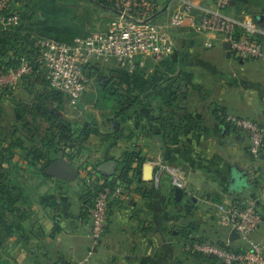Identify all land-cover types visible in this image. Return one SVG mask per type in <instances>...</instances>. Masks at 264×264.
<instances>
[{"label":"crops","instance_id":"crops-1","mask_svg":"<svg viewBox=\"0 0 264 264\" xmlns=\"http://www.w3.org/2000/svg\"><path fill=\"white\" fill-rule=\"evenodd\" d=\"M153 1L161 20L181 2ZM197 1L205 7L216 5V0ZM227 11L264 24V0H232ZM187 30L195 31L197 39L179 41L177 34ZM175 33L177 49L170 58L178 71L187 73L188 65L192 70L184 88L179 84L178 98L172 104L157 99L149 118L128 115L124 124L109 117L105 132L94 120L91 127L98 132L68 144L64 152H50L49 160L34 165L23 149L34 145L31 138L17 136L24 146L12 150L10 138L0 135V170L5 174L10 170L16 191L13 208H5V227L0 223V264H71L84 258L92 242L86 183L116 175L126 151L144 160L161 158L182 166L187 178L184 196L176 198L177 188L168 179L155 189L142 165L134 163L129 184L115 185H124L126 195L112 198L104 241L88 264H222L189 253L182 238L230 240L231 230L220 223L217 205L248 198L256 200L263 217L251 237L264 242V200L258 199L264 183V149L260 158L254 157L248 137L226 120L237 115L264 127V60L229 53L220 34L193 28ZM156 63L148 62L147 74ZM108 65L116 70L117 60ZM22 86L15 89L16 99H31L32 93L21 91ZM90 124L84 121L73 128L79 134Z\"/></svg>","mask_w":264,"mask_h":264},{"label":"built area","instance_id":"built-area-1","mask_svg":"<svg viewBox=\"0 0 264 264\" xmlns=\"http://www.w3.org/2000/svg\"><path fill=\"white\" fill-rule=\"evenodd\" d=\"M117 19L109 28L72 42L42 37L38 40L41 60L46 66V76L53 89L65 94L74 104L87 90L89 64L117 60L120 68L130 71L147 66L151 60L171 56L177 49L175 30L193 28L202 33L212 32L229 42L230 50L242 59L264 60V24L253 16H232L227 8L232 0H216L215 7H205L197 0H181L171 9L167 19L158 18L159 8L153 0H109ZM15 0H0V23L4 28L16 25L20 14L12 11ZM10 12L5 13L7 10ZM33 71V64L22 57L16 67L0 70V91L16 89L24 77ZM229 125L242 131L250 141L251 153L260 158L264 149V127L255 120L228 115ZM144 177L161 189L168 179L175 188L185 190V169L161 158L147 159L142 163ZM88 179V178H87ZM94 180L88 179L91 183ZM92 205L87 209L91 246L84 258L71 264H88L96 249L103 243L109 221L112 198L126 195V187L105 185L98 181ZM258 199L264 200V183L258 189ZM220 223L229 230H236L240 237L234 241L219 243L208 239L183 237L185 250L191 254L215 257L222 264H264V242L253 239L252 234L260 228L263 217L252 198L221 203ZM238 243V244H236Z\"/></svg>","mask_w":264,"mask_h":264},{"label":"trees","instance_id":"trees-1","mask_svg":"<svg viewBox=\"0 0 264 264\" xmlns=\"http://www.w3.org/2000/svg\"><path fill=\"white\" fill-rule=\"evenodd\" d=\"M40 1L42 0H15L12 11H17L20 14L19 23L9 28H4L0 23V70H7L8 68L18 66L21 58L25 57L33 64V71L24 77L21 84L23 86L28 84L30 92L38 87V82L44 86L41 92L37 95L35 94L29 100H17L15 97L17 101L12 108L13 117L9 118V123H2L4 122L3 115L5 108L0 105V135L10 138L12 150L24 146L17 136L23 134L31 138L34 145L23 149L28 157L31 156L30 164L33 165L44 159L49 160L51 158L50 152L53 151L57 154L64 152L69 147L68 144L74 143L80 137L88 136L92 132H98L96 128L91 127L92 124H95V121L85 127L79 134L74 131V123L61 114V109L65 107L68 97L62 92L53 89L47 79L46 70L44 73L41 71V64L43 63L38 40L49 36L45 34L38 35L31 30L27 22L29 16L36 11L35 9L39 6ZM96 1L98 5H101L105 9H111L112 7V3L109 0ZM43 2L47 5V8L45 18L39 25L40 31L51 32L55 28L71 31L72 27L69 25L67 19V15H69L68 9L65 7L57 8L55 6L56 0H44ZM10 10H7L5 13L10 12ZM61 15L62 19L58 20V16ZM74 38V34L70 35L65 42H72ZM171 56L156 61L157 63L154 65L155 69L150 74L146 72L147 66L138 67L133 71L117 66L115 70V82L113 84L115 88H111L115 90L112 94L120 96L118 95L120 87H127L126 92L130 94V96H126L127 102L124 101V96L117 99L119 106L122 107V112L130 109L138 120H142L144 117L149 118L151 116L153 111L152 105L157 102V99L172 104L178 98L177 88L179 87V81L184 76L188 79L189 77L183 71H178L176 61L171 59ZM92 65H87V73ZM14 92L15 89L5 88L0 91V97L3 98L8 94L14 95ZM118 113L119 115L121 114L118 111L116 116ZM144 161V158L139 156V154L130 151L124 152L118 162L121 166L119 172L116 175L113 174L110 177H106L104 184L112 187H116L115 185L118 181L129 184L128 173L133 169L134 163H137L141 167ZM9 171L5 174L3 170H0V223L4 227L5 208L13 206L16 196L14 183L9 179V173H11ZM98 187V181L92 184L86 183V194L89 196L86 212L93 203ZM7 229L9 228L7 227ZM195 255L205 256L218 261L213 256Z\"/></svg>","mask_w":264,"mask_h":264},{"label":"rangeland","instance_id":"rangeland-1","mask_svg":"<svg viewBox=\"0 0 264 264\" xmlns=\"http://www.w3.org/2000/svg\"><path fill=\"white\" fill-rule=\"evenodd\" d=\"M43 1L44 0L40 1L39 6H37V8L35 9L36 11L34 12V14L32 13V15L29 16L27 22L31 30L38 35L45 34L51 37V39L55 40L59 39L67 41V37L73 34L75 35L74 39L88 37L95 32L106 30L118 17V15L111 9H105L101 5H98L96 0H56L55 6H57V8L65 7L69 11L67 19L69 25L72 27L71 31H65L61 28H55L56 31L53 30L51 32L40 31L39 25L40 22L45 18V12L47 8V5L44 4ZM27 8L29 9V7ZM58 18V20L62 19V15L58 16ZM177 35L179 41L185 40L186 42L191 39L195 40L198 37L195 31L193 32L192 30L181 31ZM188 55L190 54L187 53V56ZM113 60L116 61L115 59H111L109 62L102 61L99 63H93L88 72L90 81L87 86V90L83 94L82 98L74 104L67 101L65 107L61 109V114L64 113V115H66L67 118L76 125L75 127L83 126L84 121H89L90 123H92L94 122V120H99L101 124L99 129L105 132L107 130V127L105 126L104 121L107 120V118L110 117L120 119L124 124H126L128 115H135L128 111L122 112V107H120L119 103L117 102V99H119V97L121 98V96H124L123 99L125 102H127L126 96H130V94L126 92L127 87H117L119 88L118 95L120 96L112 94L115 89L111 88H115L113 84L115 82L116 75L115 70L111 68L112 65L109 66L108 63L112 62ZM42 63L43 64H41V71L44 73L46 70V66L43 61ZM187 67V73L190 74L192 68H189L190 65H188ZM187 73L185 74L187 75ZM186 80L188 81V79L185 77V80L184 78H181V80L179 81L180 86L182 85L183 88L186 84ZM37 86V88L32 90L31 95L28 91L30 90L28 84L22 86V88L24 87L25 90H20L28 91L29 97L33 98L35 94L37 95L39 92H41L44 87L39 82ZM16 101L17 100L15 99V96L13 94H8L7 96L5 95L3 97L2 104H4L3 107H5V113L3 115L4 121H8L9 118L13 117L12 108L15 105ZM70 103L71 105H69ZM117 110L121 114L119 115L118 113V115L116 116V113L118 112Z\"/></svg>","mask_w":264,"mask_h":264},{"label":"water","instance_id":"water-1","mask_svg":"<svg viewBox=\"0 0 264 264\" xmlns=\"http://www.w3.org/2000/svg\"><path fill=\"white\" fill-rule=\"evenodd\" d=\"M225 48L229 51L230 53V44L229 42H226L225 44ZM116 125H118V123L116 122ZM184 196V190L183 189H180V188H177L176 189V198L177 199H180ZM240 237L239 233L236 231V230H232L231 231V234H230V240L234 241L236 239H238Z\"/></svg>","mask_w":264,"mask_h":264}]
</instances>
